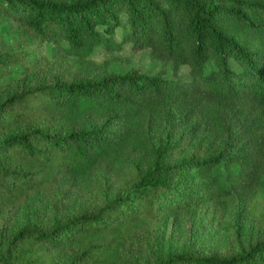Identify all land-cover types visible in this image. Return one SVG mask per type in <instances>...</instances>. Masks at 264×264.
Returning <instances> with one entry per match:
<instances>
[{"label": "trees", "instance_id": "16d2710c", "mask_svg": "<svg viewBox=\"0 0 264 264\" xmlns=\"http://www.w3.org/2000/svg\"><path fill=\"white\" fill-rule=\"evenodd\" d=\"M125 43L173 77L93 58ZM42 45L74 61L48 64ZM262 186L264 0H0L2 264H264V232L225 251L122 256L182 208Z\"/></svg>", "mask_w": 264, "mask_h": 264}, {"label": "rangeland", "instance_id": "374dc122", "mask_svg": "<svg viewBox=\"0 0 264 264\" xmlns=\"http://www.w3.org/2000/svg\"><path fill=\"white\" fill-rule=\"evenodd\" d=\"M6 37L9 41L17 39L12 34ZM31 42L37 43V39H32ZM53 50V47L44 45L40 48L46 54L48 64L62 66L65 61H74L72 57L61 59L53 54ZM93 58L98 62L108 61V68L111 70L136 68L147 74L161 72L166 77H173L172 62L157 55L150 48L135 49L129 43L115 51L100 48L95 51ZM177 76L188 77L185 65L180 66ZM152 129L161 132L158 121L152 124ZM188 151L187 148L182 149L179 154L172 152L165 160L169 163L181 162L189 157ZM224 201V207L220 203L208 201L182 208L169 218L160 231H156L155 236L149 235L151 242L144 236L140 240L135 239L126 246L122 256L129 262L141 263L145 259L149 261L155 255L163 256L188 250L202 253L225 251L236 248L240 243L247 244L264 232V186L249 199L228 197Z\"/></svg>", "mask_w": 264, "mask_h": 264}, {"label": "water", "instance_id": "95a60500", "mask_svg": "<svg viewBox=\"0 0 264 264\" xmlns=\"http://www.w3.org/2000/svg\"><path fill=\"white\" fill-rule=\"evenodd\" d=\"M0 264H2V263L0 262Z\"/></svg>", "mask_w": 264, "mask_h": 264}]
</instances>
